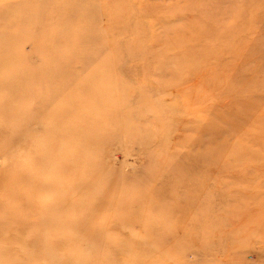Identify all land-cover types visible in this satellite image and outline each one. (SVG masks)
I'll use <instances>...</instances> for the list:
<instances>
[{"label": "rangeland", "instance_id": "374dc122", "mask_svg": "<svg viewBox=\"0 0 264 264\" xmlns=\"http://www.w3.org/2000/svg\"><path fill=\"white\" fill-rule=\"evenodd\" d=\"M50 20L90 90L2 105L0 264H264V0H0Z\"/></svg>", "mask_w": 264, "mask_h": 264}, {"label": "bare ground", "instance_id": "6f19581e", "mask_svg": "<svg viewBox=\"0 0 264 264\" xmlns=\"http://www.w3.org/2000/svg\"><path fill=\"white\" fill-rule=\"evenodd\" d=\"M42 14L44 16H50L51 13L43 12ZM46 18L49 19L50 17ZM28 22L29 20H25L22 25L16 27L20 29V32H23L27 29ZM52 22L50 20L47 25L41 24L39 29L35 31L36 33H32L33 35H30V33H26L25 35H6L4 33L0 35V94L5 91L9 92L10 94L8 99L0 98V112L8 111L10 113L13 111L12 108L9 107L8 109H5L2 105L5 104L6 101L9 102V100L14 96L15 85H25L38 81L41 83H44V81L51 82L50 85L52 86H50V90L52 92H50V95L52 99H55L56 96L60 95L64 96V99H68L69 97L67 91L69 93H76V97L78 98L81 97V99H88L86 92H89L90 87H88V84H85L82 79L76 78L74 81L70 82L71 86L68 88H64L65 85L63 82H60L61 80L59 78H56L52 81L54 77H62L65 74L64 71L66 72L65 68L70 66V63H75V60L80 56L79 52H75L71 58L66 55V53L70 54L71 51L59 53L58 50L61 46L68 47V45H70L69 47L72 48L73 37L64 35V32L62 33L54 29L52 26H50V23ZM24 41L26 43H31L29 47L32 48L33 54L40 56L41 58H48L47 61H45L43 64H39V67H37H41L44 72H39L37 75L35 74L33 76H27L25 74L26 72L24 69H29L30 66L23 63L25 60V54L22 52L21 46L24 44L22 43ZM50 59H52L54 62V67L53 64L50 65ZM15 66H18V69L15 68ZM59 69L63 71V73L58 75L56 73L60 71ZM47 70H51V72L48 74ZM4 77H6V79ZM74 86H77L76 89L72 88ZM63 88L66 90L65 92H62ZM57 91L62 94H58Z\"/></svg>", "mask_w": 264, "mask_h": 264}]
</instances>
